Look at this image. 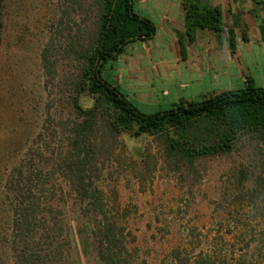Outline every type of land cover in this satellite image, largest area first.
Masks as SVG:
<instances>
[{
	"label": "rangeland",
	"instance_id": "374dc122",
	"mask_svg": "<svg viewBox=\"0 0 264 264\" xmlns=\"http://www.w3.org/2000/svg\"><path fill=\"white\" fill-rule=\"evenodd\" d=\"M102 1L0 0V264H264L256 134L190 158L83 112Z\"/></svg>",
	"mask_w": 264,
	"mask_h": 264
},
{
	"label": "trees",
	"instance_id": "16d2710c",
	"mask_svg": "<svg viewBox=\"0 0 264 264\" xmlns=\"http://www.w3.org/2000/svg\"><path fill=\"white\" fill-rule=\"evenodd\" d=\"M184 7L189 39L196 26L220 29L218 8L203 9L191 0H185ZM97 25L94 42L84 54L81 74L82 88L93 99V105L83 112L93 116L100 109L116 133L128 132L135 137L162 135L170 154L190 158L228 152L244 134H256L264 144L263 87L247 83L237 90L213 93L199 100H180L165 109L145 106L148 110H143L128 93L113 84V74L109 71L127 43L153 36L154 23L134 12L133 0H103ZM86 160L87 156L83 155L79 165L83 167ZM81 171L84 169L78 170ZM77 178L79 192L93 198L80 173ZM102 229L105 237L102 241L108 240L110 228L102 224ZM107 264H118L116 253L111 250Z\"/></svg>",
	"mask_w": 264,
	"mask_h": 264
},
{
	"label": "crops",
	"instance_id": "0c3cea01",
	"mask_svg": "<svg viewBox=\"0 0 264 264\" xmlns=\"http://www.w3.org/2000/svg\"><path fill=\"white\" fill-rule=\"evenodd\" d=\"M184 1L133 0L134 12L156 29L124 46L109 71L113 84L153 109L247 83L264 88V0H191L221 12L219 30L196 26L191 39Z\"/></svg>",
	"mask_w": 264,
	"mask_h": 264
}]
</instances>
